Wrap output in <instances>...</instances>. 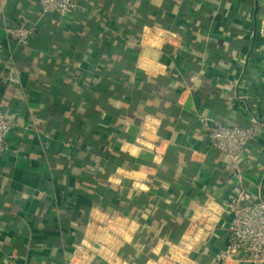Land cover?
Returning <instances> with one entry per match:
<instances>
[{
  "label": "crops",
  "instance_id": "obj_1",
  "mask_svg": "<svg viewBox=\"0 0 264 264\" xmlns=\"http://www.w3.org/2000/svg\"><path fill=\"white\" fill-rule=\"evenodd\" d=\"M23 18L39 26L28 46L5 32ZM0 100L17 123L0 264H216L234 181L200 120L264 122V0H81L43 17L39 0H0ZM240 165L264 199V128Z\"/></svg>",
  "mask_w": 264,
  "mask_h": 264
},
{
  "label": "built area",
  "instance_id": "obj_2",
  "mask_svg": "<svg viewBox=\"0 0 264 264\" xmlns=\"http://www.w3.org/2000/svg\"><path fill=\"white\" fill-rule=\"evenodd\" d=\"M80 1L39 0L40 15L43 17L56 13L68 16L79 7ZM38 31V23L30 24L27 18H23L17 27L5 30L6 34L16 39L21 46H28ZM170 36L173 38L172 34L168 37ZM4 107V102L0 100V161L9 150L8 138L17 126L16 122L6 117ZM251 118V123L247 126L227 125L209 118L200 120L207 130L210 148L226 154L231 159L226 171L234 181L223 204L230 215V235L226 246L214 257L216 264H264V199L252 198L241 185L244 179L240 165L243 155L264 128V122L253 115ZM197 224L199 223L194 221L195 228L192 227L191 235L194 234ZM112 227L122 229L119 224ZM75 263L76 256L70 264Z\"/></svg>",
  "mask_w": 264,
  "mask_h": 264
},
{
  "label": "rangeland",
  "instance_id": "obj_3",
  "mask_svg": "<svg viewBox=\"0 0 264 264\" xmlns=\"http://www.w3.org/2000/svg\"><path fill=\"white\" fill-rule=\"evenodd\" d=\"M205 221V219H203L202 220V223ZM120 230H118V229H114L113 227H111L110 228V230H109V234H119L120 232H119ZM196 231H197V229H196ZM192 235H191V233H188V237H191Z\"/></svg>",
  "mask_w": 264,
  "mask_h": 264
},
{
  "label": "trees",
  "instance_id": "obj_4",
  "mask_svg": "<svg viewBox=\"0 0 264 264\" xmlns=\"http://www.w3.org/2000/svg\"><path fill=\"white\" fill-rule=\"evenodd\" d=\"M89 196V195H88ZM90 197V196H89ZM91 198V197H90Z\"/></svg>",
  "mask_w": 264,
  "mask_h": 264
}]
</instances>
